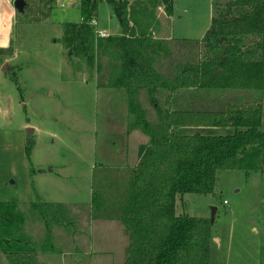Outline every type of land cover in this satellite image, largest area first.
<instances>
[{"label":"rangeland","instance_id":"374dc122","mask_svg":"<svg viewBox=\"0 0 264 264\" xmlns=\"http://www.w3.org/2000/svg\"><path fill=\"white\" fill-rule=\"evenodd\" d=\"M80 1L50 0L47 16L43 12L16 32L21 55L0 65V202H16L25 218L15 232L27 241L21 250L24 264H124L127 258L129 235L116 215L130 196L139 147L151 138L130 130L124 90L98 87L100 74L78 71L64 55L63 23L81 21ZM174 1L172 16L163 7L155 10L153 35L165 40L171 55L185 60L180 53H191L198 60L202 43L183 48L176 42L201 40L211 17L231 0ZM111 15L101 1L97 35L102 30L107 36L121 34ZM167 63L163 57L161 64ZM143 92L140 102L155 122L158 116ZM208 100L203 107H216ZM160 102L165 104L163 97ZM233 132L231 127L174 128L178 135ZM38 199L62 204L61 222L52 215L40 217L32 204ZM177 214L213 221L210 264H264V173L221 170L215 194L185 195ZM0 258L12 264L1 248Z\"/></svg>","mask_w":264,"mask_h":264},{"label":"trees","instance_id":"16d2710c","mask_svg":"<svg viewBox=\"0 0 264 264\" xmlns=\"http://www.w3.org/2000/svg\"><path fill=\"white\" fill-rule=\"evenodd\" d=\"M101 1L118 21L120 35L96 34ZM161 7L172 16L174 0H81V21L63 23L64 55L78 71L100 74L98 87L124 90L130 130L151 138L139 147L130 196L116 215L129 235L124 264H210L213 221L177 214V203L187 194H215L221 170L264 173V0H231L212 17L201 40L173 39L183 48L202 43L195 61L191 53H180L185 60L171 55L165 40L154 37L155 10ZM141 91L158 116L155 122L147 118ZM208 99L216 107H203ZM176 127L234 132L178 135ZM32 204L40 217L61 222L62 204L40 199ZM24 220L16 202H0V248L12 264H24L27 241L15 234Z\"/></svg>","mask_w":264,"mask_h":264},{"label":"crops","instance_id":"0c3cea01","mask_svg":"<svg viewBox=\"0 0 264 264\" xmlns=\"http://www.w3.org/2000/svg\"><path fill=\"white\" fill-rule=\"evenodd\" d=\"M14 1L0 0V59L4 61V67L15 61L21 55V47H19V38L16 37V32L18 33L20 28H24L25 31V28L31 26L33 20H39V16H43L41 14L44 11L48 12L52 7L50 0H25V9L21 13L15 8ZM45 12L44 15L47 16ZM21 14L23 15V19L20 18ZM212 14L213 6L211 16ZM111 16L113 17V15ZM45 21L48 23L49 18L45 17Z\"/></svg>","mask_w":264,"mask_h":264},{"label":"water","instance_id":"95a60500","mask_svg":"<svg viewBox=\"0 0 264 264\" xmlns=\"http://www.w3.org/2000/svg\"><path fill=\"white\" fill-rule=\"evenodd\" d=\"M25 5H26V3H25V0H15L14 1V6H15V8L19 11V12H21V13H23L24 12V9H25ZM31 132H33V130L31 129V128H28V134H31ZM215 209L213 210V216H214V214H215ZM213 218V217H212Z\"/></svg>","mask_w":264,"mask_h":264},{"label":"built area","instance_id":"2783aa9c","mask_svg":"<svg viewBox=\"0 0 264 264\" xmlns=\"http://www.w3.org/2000/svg\"><path fill=\"white\" fill-rule=\"evenodd\" d=\"M100 36H107V33H106V31L105 30H102V31H100V34H99Z\"/></svg>","mask_w":264,"mask_h":264}]
</instances>
